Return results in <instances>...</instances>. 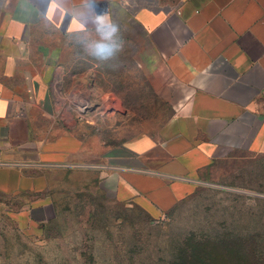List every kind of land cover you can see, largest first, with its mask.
Returning <instances> with one entry per match:
<instances>
[{
    "label": "rangeland",
    "instance_id": "374dc122",
    "mask_svg": "<svg viewBox=\"0 0 264 264\" xmlns=\"http://www.w3.org/2000/svg\"><path fill=\"white\" fill-rule=\"evenodd\" d=\"M115 24L121 48L106 60L88 51L96 32L66 36L43 23L32 27L27 63L10 82L42 103L25 106L21 136L32 141L27 158L46 188L0 192V264H170L177 253V264H238L234 239L264 236V149L217 164L154 215L103 191V178L128 164L133 139L153 137L179 98L165 65L149 63L143 32L131 20ZM41 144L58 151L57 159L41 161L34 151ZM43 197L48 220L23 225L19 214Z\"/></svg>",
    "mask_w": 264,
    "mask_h": 264
},
{
    "label": "crops",
    "instance_id": "0c3cea01",
    "mask_svg": "<svg viewBox=\"0 0 264 264\" xmlns=\"http://www.w3.org/2000/svg\"><path fill=\"white\" fill-rule=\"evenodd\" d=\"M106 8L114 23L131 20L143 32L149 63L160 60L179 90L170 119L153 137L133 139L128 164L111 168L101 183L111 199L134 201L154 215L201 185L217 164L263 151L264 0H0V192L46 188L27 158L32 141L21 136L25 106L42 103L10 82L27 63L32 27L93 33V12ZM34 151L41 161L60 154L44 144ZM42 199L19 214L23 225L48 220L50 202Z\"/></svg>",
    "mask_w": 264,
    "mask_h": 264
},
{
    "label": "clouds",
    "instance_id": "9594fccd",
    "mask_svg": "<svg viewBox=\"0 0 264 264\" xmlns=\"http://www.w3.org/2000/svg\"><path fill=\"white\" fill-rule=\"evenodd\" d=\"M93 17L99 39L92 41L88 45V51L98 59L106 60L121 48V45L116 43L119 28L112 20L110 11L107 8L103 14L94 11ZM80 27L82 28L83 26Z\"/></svg>",
    "mask_w": 264,
    "mask_h": 264
},
{
    "label": "trees",
    "instance_id": "16d2710c",
    "mask_svg": "<svg viewBox=\"0 0 264 264\" xmlns=\"http://www.w3.org/2000/svg\"><path fill=\"white\" fill-rule=\"evenodd\" d=\"M236 254L239 259L238 264H264V236H253L244 238H235ZM196 252L190 251V258L194 257ZM180 262L178 253L171 259L170 264ZM152 264V263H151Z\"/></svg>",
    "mask_w": 264,
    "mask_h": 264
}]
</instances>
